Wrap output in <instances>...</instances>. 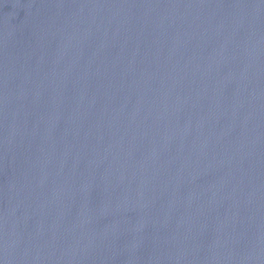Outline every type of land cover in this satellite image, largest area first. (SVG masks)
Listing matches in <instances>:
<instances>
[{"label": "water", "instance_id": "water-1", "mask_svg": "<svg viewBox=\"0 0 264 264\" xmlns=\"http://www.w3.org/2000/svg\"><path fill=\"white\" fill-rule=\"evenodd\" d=\"M16 0H0V15Z\"/></svg>", "mask_w": 264, "mask_h": 264}]
</instances>
